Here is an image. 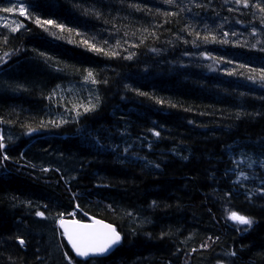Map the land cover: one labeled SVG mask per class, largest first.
I'll return each mask as SVG.
<instances>
[{"label": "trees", "instance_id": "16d2710c", "mask_svg": "<svg viewBox=\"0 0 264 264\" xmlns=\"http://www.w3.org/2000/svg\"><path fill=\"white\" fill-rule=\"evenodd\" d=\"M28 3L30 16L65 30L0 13V25L25 26H0V55L12 53L0 63V264H264V84L250 71L264 68L259 10L234 0ZM97 96L94 111L71 110ZM58 213L113 224L122 243L80 260Z\"/></svg>", "mask_w": 264, "mask_h": 264}, {"label": "snow or ice", "instance_id": "6c2138e0", "mask_svg": "<svg viewBox=\"0 0 264 264\" xmlns=\"http://www.w3.org/2000/svg\"><path fill=\"white\" fill-rule=\"evenodd\" d=\"M175 0H165V3L167 4H173ZM234 3L236 5H242L245 8L248 7H253L255 9H258L259 12L262 14L261 15V24H264V5H262L259 2H256L254 4L250 5V0H234ZM10 6L6 7H0V13H5V14H11V13H17L21 17H25L27 19H32L33 23H35L37 26L41 27L44 31H48V26H53L55 28L60 29L61 31L65 30V25L63 24H57L54 20L52 19H41L39 16H30L29 15V8H34L37 5L35 4H29L28 0H17V3H11V0H9ZM131 7H136L138 9V6L132 5ZM197 7H201V5H197ZM139 10V9H138ZM184 9L181 8V11ZM190 11V9H189ZM229 11H232L230 8ZM98 15V14H97ZM164 15H177L176 13H165ZM5 17L0 16V21H4ZM239 23V21H237ZM3 28L8 29L9 33H16L18 32L21 28H24V24L22 22H17V21H12V22H4L2 23ZM207 27V26H206ZM69 32L73 31L72 29H68ZM79 34V33H77ZM253 34H255V30L253 31ZM199 33H196V36L199 37ZM225 37L228 35V33L223 34ZM233 35H236V33H233ZM9 36L4 35L2 37V42L4 44L8 43ZM203 40L205 42H209L210 37L208 35H205L203 37ZM211 40L219 43L226 44L228 41L226 39L216 41L215 36H211ZM84 44H88L89 42L87 40L83 41ZM107 43V41H105ZM187 43V41H185ZM257 43H260L257 41ZM117 46H119V42H117ZM90 49L95 52H103L105 55L111 56V57H116L119 55L118 52L116 51H105L103 48H97L94 44L89 45ZM252 47H255V45H252ZM260 51L264 52V47L259 49ZM155 51V50H153ZM12 53L10 52H4L3 55H0V63L6 62V58L10 57ZM41 56H44V53H40ZM132 56L129 55L125 57V59H131ZM212 58V57H209ZM228 63H231V61H228ZM241 68L246 67V65H240ZM253 73H258L259 74V80L261 81L262 84H264V68H259V69H251L250 70ZM87 74L84 77L85 81H90L92 84H97L98 81L95 79V76L91 70H86ZM229 75H235L234 72H229ZM249 80L255 81L257 79L256 76H248ZM104 83H107V81H104ZM55 94V93H53ZM140 95H147L146 93H140ZM51 97H49L50 99ZM97 104H93L91 101L87 105L85 104H73V108L71 110L76 112V116H80L81 112L79 109H83L84 113H88L91 111H94L95 108L98 106L99 102V97H96ZM157 103H162V101H157ZM172 107H175V105H172ZM4 121L0 120V123H3ZM67 121H61V123H66ZM51 123H55L52 121ZM29 131H35V129H29ZM153 135L156 137L160 136L159 132H153ZM4 136L0 135V150H3L5 148V143H4ZM150 147V145H149ZM125 152H127V149H124ZM9 157L7 155L3 156V160H7ZM184 159H187V157H184ZM157 168L160 166L159 164L155 165ZM251 167V165H249ZM262 167H264V164H262ZM42 171H49V169L45 168L42 169ZM241 176L246 180L248 179L247 175L244 173H240ZM261 193H264V189H259L258 190ZM75 193H73V197L75 198ZM155 201H153V205H155ZM45 208H47V205H44ZM78 208L79 205H76ZM111 207V206H109ZM35 215L37 217L45 218L47 219L48 217H45V213L42 211H36ZM71 215H75V213H72ZM87 215V213H85ZM127 215L131 216L132 213H127ZM64 214L63 213H58L53 219L56 220V223L59 225V227L63 230L61 235L67 239L68 244L71 246L72 251L75 253L77 257L81 258H95V257H103L105 256L114 246L119 245L123 239L121 232L117 231L116 227L113 224L110 223H105L103 220L99 219H92L91 223H84L79 220H65L63 218ZM227 219L234 221L238 225H247L248 228H251L253 224V219L239 214L236 211H228L227 213ZM247 230V229H245ZM18 242L21 246L25 244V241L23 239L17 238ZM209 240L212 238L209 237ZM218 239V238H217ZM201 247H208V245L202 244ZM195 251V249H193ZM65 257H68V253H64ZM225 255L228 256H235L236 252L235 251H229L225 253ZM69 264H73L72 259L69 257ZM217 264H222V262H217Z\"/></svg>", "mask_w": 264, "mask_h": 264}, {"label": "water", "instance_id": "95a60500", "mask_svg": "<svg viewBox=\"0 0 264 264\" xmlns=\"http://www.w3.org/2000/svg\"><path fill=\"white\" fill-rule=\"evenodd\" d=\"M105 222V221H104ZM105 223H108V222H105ZM62 230V229H61ZM63 231V230H62ZM66 243L68 244V242H67V239H66ZM121 244V243H120ZM120 244L119 245H116V246H114L105 256H103V257H107V256H109L117 247H119L120 246ZM68 246H69V248L71 249V246L68 244ZM71 251H72V249H71ZM73 252V251H72ZM73 254L75 255V253L73 252ZM76 256V255H75ZM103 257H95V258H103ZM78 258H80V259H82V260H87V259H90V258H81V257H78Z\"/></svg>", "mask_w": 264, "mask_h": 264}]
</instances>
